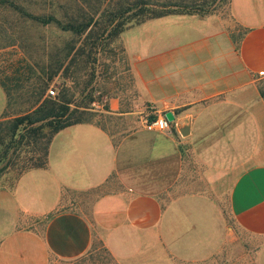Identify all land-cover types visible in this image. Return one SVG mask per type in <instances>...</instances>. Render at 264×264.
Returning <instances> with one entry per match:
<instances>
[{"label":"crops","instance_id":"1","mask_svg":"<svg viewBox=\"0 0 264 264\" xmlns=\"http://www.w3.org/2000/svg\"><path fill=\"white\" fill-rule=\"evenodd\" d=\"M230 6L240 39L213 17L183 14L121 33L138 98L155 117L172 112V132L133 131L118 145L94 122L58 132L46 169L0 185V264L76 260L96 238L120 264H218L222 256L241 264L234 256L247 252L242 239L256 247L253 264H264V99L257 86L264 80V0ZM111 101L122 115L120 99ZM7 104L0 86V120ZM218 138H230L233 148L245 143L251 154L228 179L234 225L207 194L164 198L182 176L179 147L208 148ZM115 178L123 191L98 197L84 212L78 196Z\"/></svg>","mask_w":264,"mask_h":264},{"label":"rangeland","instance_id":"2","mask_svg":"<svg viewBox=\"0 0 264 264\" xmlns=\"http://www.w3.org/2000/svg\"><path fill=\"white\" fill-rule=\"evenodd\" d=\"M63 1H67L66 5H68L60 9L57 3H64ZM129 1L135 0H87L85 3L86 6L100 4L102 11L105 9L112 11L122 5L128 10L126 3ZM231 1L180 0L181 8L171 15H195L204 19L213 17L229 29L233 31L237 29L240 39L243 29L237 28L232 22ZM46 5L48 9L38 10L35 7L30 9L35 12L55 14L61 20L68 11L73 12L76 9V5L71 0H49ZM135 11H130L126 17ZM0 18L1 21L7 23L5 25L7 29L11 28L7 31L9 38L21 37L19 47H10L0 51V73L9 74L10 72L11 74L13 69L24 65L26 67L28 64H39L40 67L54 66L58 69V74L47 89L46 95L55 98L67 94L71 103V111L78 112L83 120L97 123L112 134L116 145L125 133L148 131L144 122L156 115L150 106H143L144 104L134 90L133 79L128 72V58L120 35L117 38L99 41L91 54H88L90 46H86L89 41H85V36L81 38L72 32L64 31L57 24L43 25L33 21L22 23L15 12L3 13ZM107 20V18H101L99 20L101 25L98 28L104 27ZM84 49L87 51L85 54H83ZM21 59H24L25 63L20 62ZM257 86L264 99V80L258 81ZM50 91H54L55 95H51ZM119 99L122 103V115L118 110H111V100L118 102ZM172 129L163 133H171ZM257 141L260 144L262 139L255 136V142ZM213 142L215 143L212 147L208 148L200 146L184 148L185 145L179 147L182 153V176L169 192L164 194V198L171 200L180 194H207L224 207L228 223L234 225L226 208L228 179L234 174L233 172L239 169L241 171L242 167L249 165L251 154L246 153L245 143L243 148H233L230 138L213 139ZM220 144L223 145L221 150H211ZM236 150L239 152L236 153ZM16 176L17 172L11 170L0 178V185L5 187L12 185ZM122 191V181L115 178L109 185L80 194L78 196L79 206L84 212L90 214L92 204L98 197L119 194ZM242 241L245 247H248L247 252L244 254L238 251L234 257L236 260L240 259L241 264H253L252 257L256 247L250 245V242L247 244L243 239ZM217 261L218 264H230V260L225 256L219 257ZM50 264H120V262L106 249L100 239L96 238L91 251L84 257L70 261L52 259Z\"/></svg>","mask_w":264,"mask_h":264},{"label":"trees","instance_id":"3","mask_svg":"<svg viewBox=\"0 0 264 264\" xmlns=\"http://www.w3.org/2000/svg\"><path fill=\"white\" fill-rule=\"evenodd\" d=\"M48 1L0 0V16L6 12H15L22 23L33 21L43 25L57 24L64 31L81 38L85 36V41H89L86 46H90V49L88 52L84 49L83 54H91L101 40L117 38L133 25L175 14L181 8L180 0H135L126 3L128 10L122 5L116 10L102 11L100 4L86 6L87 0H71L76 9L68 11L63 20L55 14L30 9H48ZM63 2L57 3L60 9L68 5L67 1ZM132 10H136L135 13L126 17ZM101 18L108 20L104 27L98 28ZM6 24L0 18V51L19 47L21 43L19 36L8 37L9 28L5 27ZM20 62L25 63L24 59ZM57 74L56 67H40L39 64L24 65L13 69L11 74L0 73V86L8 99L7 109L0 120V178L11 170L16 171L17 176L12 185L24 173L48 167L49 147L58 132L72 125L91 122L83 120L78 112L71 111L67 94L55 98L46 95Z\"/></svg>","mask_w":264,"mask_h":264},{"label":"built area","instance_id":"4","mask_svg":"<svg viewBox=\"0 0 264 264\" xmlns=\"http://www.w3.org/2000/svg\"><path fill=\"white\" fill-rule=\"evenodd\" d=\"M51 95H55L54 91H50ZM173 122H171L166 113H162L159 116L149 119L145 122L144 126L148 131H160L166 132L172 128Z\"/></svg>","mask_w":264,"mask_h":264},{"label":"water","instance_id":"5","mask_svg":"<svg viewBox=\"0 0 264 264\" xmlns=\"http://www.w3.org/2000/svg\"><path fill=\"white\" fill-rule=\"evenodd\" d=\"M166 116H167V118H168L171 122H174L175 117H174V115H173L172 112H168V113H166Z\"/></svg>","mask_w":264,"mask_h":264}]
</instances>
